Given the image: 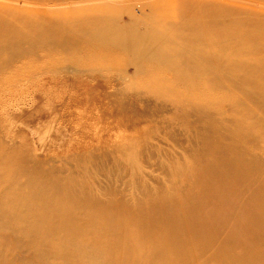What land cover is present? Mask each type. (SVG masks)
<instances>
[{
  "label": "bare ground",
  "instance_id": "1",
  "mask_svg": "<svg viewBox=\"0 0 264 264\" xmlns=\"http://www.w3.org/2000/svg\"><path fill=\"white\" fill-rule=\"evenodd\" d=\"M132 2L0 0V75L112 52L150 79L166 120L195 125L183 138L150 135L151 146L129 139L100 179L47 186L24 168L31 155L0 149V264H15L16 248L32 264H264V0H142V32L119 24ZM157 158L167 164L148 170Z\"/></svg>",
  "mask_w": 264,
  "mask_h": 264
},
{
  "label": "rangeland",
  "instance_id": "2",
  "mask_svg": "<svg viewBox=\"0 0 264 264\" xmlns=\"http://www.w3.org/2000/svg\"><path fill=\"white\" fill-rule=\"evenodd\" d=\"M127 2L124 5L121 3L122 6L127 7ZM132 3L120 15L119 24L142 32L152 25L150 7L142 0H133ZM262 15L257 13L256 19ZM85 54L86 50L73 53L71 57L81 60ZM92 54L95 58L104 57L103 61L61 62L56 55H52V59L39 63L42 67L38 71L32 69L20 76L17 73L26 68L18 70L17 63L13 69L6 68L0 75V149H6L10 154L31 155L24 168L31 170L46 186L73 179L88 180L91 174L97 179L102 178L101 166L110 167L114 164L111 160L115 162L127 157L124 151L131 142L129 139L151 146L157 141L154 138L162 136L161 130L172 131L183 138L195 128L194 124V127L188 128L177 121L165 119L164 113L170 110L155 107L153 100L147 98L143 87L150 79L135 72L133 60L112 52L103 55L93 51ZM67 78L73 79V83L65 82ZM170 83L168 78L161 81L163 88ZM178 91L185 95L192 93L182 87ZM207 98L202 95L199 100L206 103ZM148 112H151L150 118L146 117ZM179 114L185 116L184 111ZM118 115L131 121L126 123L117 118ZM207 116L223 118L224 121L228 118L214 112ZM145 117L148 120L146 124L143 123ZM186 117L190 122L197 119L192 111H188ZM150 135L154 140L150 139ZM137 155L128 153V157ZM182 159L187 167L189 159L183 154ZM160 160L157 158L156 165L148 170L162 169L167 161ZM36 165L40 172H37ZM83 169L86 172L80 171ZM232 213L234 220L236 213ZM15 252L18 255L15 264L21 260L32 264L26 252L20 248H16Z\"/></svg>",
  "mask_w": 264,
  "mask_h": 264
}]
</instances>
